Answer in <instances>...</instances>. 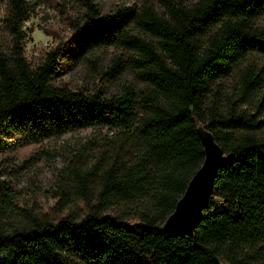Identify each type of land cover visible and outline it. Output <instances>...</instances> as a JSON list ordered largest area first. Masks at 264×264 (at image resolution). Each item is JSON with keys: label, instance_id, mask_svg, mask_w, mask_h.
I'll return each instance as SVG.
<instances>
[{"label": "trees", "instance_id": "obj_1", "mask_svg": "<svg viewBox=\"0 0 264 264\" xmlns=\"http://www.w3.org/2000/svg\"><path fill=\"white\" fill-rule=\"evenodd\" d=\"M80 1L85 12L72 36L33 66L29 1L0 0L8 38L0 44V135L8 122L39 133L115 126L116 158L74 170L76 186L57 182L60 204L83 197L82 217L19 207L0 177V264H264V114L246 107L264 111V63L252 59L264 54V0H162V10L145 2L107 13ZM110 45L128 55L104 72L112 80L130 69L138 85L108 95L55 83L65 59L90 60ZM231 75L234 94L222 88ZM201 126L232 157L194 232L168 233L163 225L205 158ZM141 195L149 200L134 222L105 211Z\"/></svg>", "mask_w": 264, "mask_h": 264}, {"label": "rangeland", "instance_id": "obj_2", "mask_svg": "<svg viewBox=\"0 0 264 264\" xmlns=\"http://www.w3.org/2000/svg\"><path fill=\"white\" fill-rule=\"evenodd\" d=\"M30 17L25 22L27 33L25 50L28 61L33 65L42 62L47 51L73 34L74 23L85 12L80 0H28ZM103 13L113 12L126 6L139 7L150 2L156 8H163L162 0H95ZM194 2L195 0H184ZM3 5L0 3V44L6 46L8 38L1 26ZM264 25V15L259 18ZM138 32V30H137ZM141 33V31H139ZM124 50L114 46L100 47L82 59L70 56L62 62V72L55 78L56 84H66L74 90L94 92L100 90L113 94L123 84H139L136 74L126 69L115 79L104 72L115 57L126 58ZM252 59L264 63V54H253ZM237 77L233 75L222 80V88L234 94L238 88ZM246 107L258 112L259 107L250 103ZM115 126H85L70 129L64 133L55 130L37 132L27 123L8 122L0 135V177L10 182L15 191V202L19 207L30 208L59 219L65 215L84 216L89 212L83 197L71 194L70 201L60 204V188L57 182L77 185L74 170L83 173L100 170L116 158ZM264 134V128L262 130ZM66 177V178H65ZM91 191L93 190L91 184ZM75 188L72 189L74 191ZM148 196L127 203L120 201L105 211L115 213L130 222L138 218L137 207L146 203ZM220 204L221 199H218Z\"/></svg>", "mask_w": 264, "mask_h": 264}, {"label": "water", "instance_id": "obj_3", "mask_svg": "<svg viewBox=\"0 0 264 264\" xmlns=\"http://www.w3.org/2000/svg\"><path fill=\"white\" fill-rule=\"evenodd\" d=\"M205 148V158L191 177L187 188L178 200L174 211L166 219L163 229L168 233L192 234L200 223L203 211L214 191L215 179L220 167L228 164L232 155L224 151L212 132L200 127ZM226 264H233L227 262Z\"/></svg>", "mask_w": 264, "mask_h": 264}]
</instances>
